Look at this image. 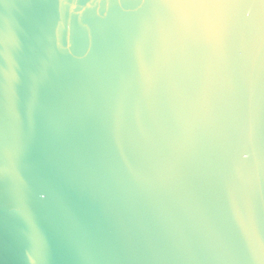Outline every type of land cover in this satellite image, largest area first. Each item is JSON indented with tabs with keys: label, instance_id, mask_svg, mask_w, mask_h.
<instances>
[{
	"label": "water",
	"instance_id": "95a60500",
	"mask_svg": "<svg viewBox=\"0 0 264 264\" xmlns=\"http://www.w3.org/2000/svg\"><path fill=\"white\" fill-rule=\"evenodd\" d=\"M0 264H264V0H0Z\"/></svg>",
	"mask_w": 264,
	"mask_h": 264
}]
</instances>
